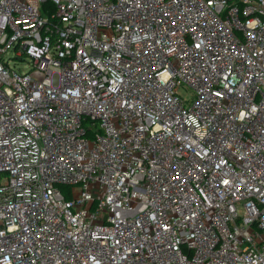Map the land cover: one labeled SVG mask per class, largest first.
<instances>
[{"label":"built area","instance_id":"built-area-1","mask_svg":"<svg viewBox=\"0 0 264 264\" xmlns=\"http://www.w3.org/2000/svg\"><path fill=\"white\" fill-rule=\"evenodd\" d=\"M0 264H264V0H0Z\"/></svg>","mask_w":264,"mask_h":264},{"label":"rangeland","instance_id":"rangeland-1","mask_svg":"<svg viewBox=\"0 0 264 264\" xmlns=\"http://www.w3.org/2000/svg\"><path fill=\"white\" fill-rule=\"evenodd\" d=\"M182 94H184L186 98H188L190 95L189 92H187L186 90H182Z\"/></svg>","mask_w":264,"mask_h":264},{"label":"trees","instance_id":"trees-1","mask_svg":"<svg viewBox=\"0 0 264 264\" xmlns=\"http://www.w3.org/2000/svg\"><path fill=\"white\" fill-rule=\"evenodd\" d=\"M48 5H50V4H48ZM65 193L67 192V190H68V188H61Z\"/></svg>","mask_w":264,"mask_h":264}]
</instances>
